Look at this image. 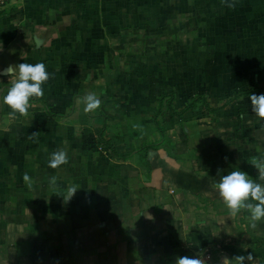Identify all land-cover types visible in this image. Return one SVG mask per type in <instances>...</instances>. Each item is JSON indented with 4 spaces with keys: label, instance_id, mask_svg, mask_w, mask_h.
<instances>
[{
    "label": "crops",
    "instance_id": "0c3cea01",
    "mask_svg": "<svg viewBox=\"0 0 264 264\" xmlns=\"http://www.w3.org/2000/svg\"><path fill=\"white\" fill-rule=\"evenodd\" d=\"M178 11L184 38L161 39ZM23 62L49 79L26 115L0 105V264H174L208 249L264 264V221L215 189L236 169L264 183L248 100L264 94V0H11L0 95ZM89 92L101 104L85 112ZM57 150L67 163L50 168Z\"/></svg>",
    "mask_w": 264,
    "mask_h": 264
},
{
    "label": "clouds",
    "instance_id": "9594fccd",
    "mask_svg": "<svg viewBox=\"0 0 264 264\" xmlns=\"http://www.w3.org/2000/svg\"><path fill=\"white\" fill-rule=\"evenodd\" d=\"M11 83L6 92L0 95V105H6L11 114L26 115L32 98H40L44 95L42 85L49 79L46 66L39 63H19L9 65L4 73ZM251 111L261 120H264V94H252L248 96ZM77 102L83 105L85 112H91L100 107L101 100L94 92H89L77 98ZM67 163V154L63 150L50 153L48 167L57 168ZM251 164L258 170L259 177L264 180V159H255ZM25 181L30 178L25 175ZM79 189L69 185V198ZM215 189L224 206L232 215L241 212L247 214L252 226L256 227L258 222L264 221V183H259L246 172L239 169L221 175L215 184ZM252 255L235 256L225 258L221 264H245L252 260ZM174 264H205L200 257H177Z\"/></svg>",
    "mask_w": 264,
    "mask_h": 264
},
{
    "label": "rangeland",
    "instance_id": "374dc122",
    "mask_svg": "<svg viewBox=\"0 0 264 264\" xmlns=\"http://www.w3.org/2000/svg\"><path fill=\"white\" fill-rule=\"evenodd\" d=\"M162 2L164 3V1H162ZM150 3H153V1H150V2L148 1V4H150ZM149 6L150 5H148V7ZM150 10H151V7H150V9L148 8V11H150ZM166 12H167V10L164 11V13H166ZM180 12L178 11V12L174 13V15L172 17L173 20H171V22L166 21V23H167L166 28L167 29L165 28L163 30V34L160 35L161 39L164 38V40H165L167 38V36H170L171 31H172V27L175 28L177 26L180 27L177 34L179 35L180 38H182V37L184 38L186 27H185V23H183V22L186 20V16ZM167 19L170 20L171 18H167ZM175 101H176V106L181 104V101H179V94L178 93H176ZM200 255H201L200 256L201 258L203 257L202 259L205 261V264H221V262H222L221 257L213 249H208L204 254L201 252Z\"/></svg>",
    "mask_w": 264,
    "mask_h": 264
},
{
    "label": "built area",
    "instance_id": "2783aa9c",
    "mask_svg": "<svg viewBox=\"0 0 264 264\" xmlns=\"http://www.w3.org/2000/svg\"><path fill=\"white\" fill-rule=\"evenodd\" d=\"M11 0H0V15Z\"/></svg>",
    "mask_w": 264,
    "mask_h": 264
},
{
    "label": "trees",
    "instance_id": "16d2710c",
    "mask_svg": "<svg viewBox=\"0 0 264 264\" xmlns=\"http://www.w3.org/2000/svg\"><path fill=\"white\" fill-rule=\"evenodd\" d=\"M100 135H101V133H100ZM150 146H151V147H154V144H150L149 147H150ZM147 147H148V146H147Z\"/></svg>",
    "mask_w": 264,
    "mask_h": 264
}]
</instances>
